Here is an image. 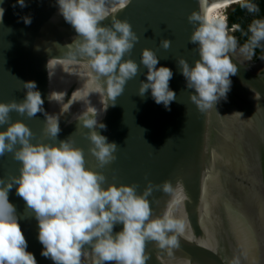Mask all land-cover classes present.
<instances>
[{"label":"water","instance_id":"water-1","mask_svg":"<svg viewBox=\"0 0 264 264\" xmlns=\"http://www.w3.org/2000/svg\"><path fill=\"white\" fill-rule=\"evenodd\" d=\"M246 1L204 0L202 6L200 0H132L125 9L113 13L127 20L139 36L130 55L123 59H132L140 67L139 75L127 81L116 105L111 106L113 101L104 89H95L86 59L78 57L81 60L73 62L66 58V46L77 33L59 14L57 0H25L27 7L23 8L17 0H0L4 9L0 22V102H23L28 91L24 82L35 81L45 111L59 118L61 131L57 141L50 140L43 131V113L29 118L13 111L11 123L21 120L27 124L34 133L33 144H58L71 136L75 146L84 150L86 167L106 176L103 187L136 184L137 193L142 194L149 180L154 184L170 180L173 186L177 180L183 181L175 196L178 204L162 190L148 198L152 219L171 212L184 219L187 228L179 238L180 248L171 254L158 249L156 242H147V264H264V54L241 53L237 28H228L238 41L236 52L231 54L238 71L230 76L226 97L203 113L192 102L194 90L187 88L176 63L183 57L194 66L199 59L195 51L198 45L189 43L194 25L188 16L193 11L203 7L211 18L216 8L228 2L233 8ZM23 17H30L31 24H25ZM110 25L111 16L101 22V26ZM162 39L171 40L169 49L161 46ZM145 48L159 57L157 68L169 67L174 73L170 88L176 101L171 110L157 104L151 90L144 98L138 95L140 82L147 81L148 70L140 63ZM105 81L102 78L106 89ZM52 92L55 95L50 101ZM85 113L106 124L107 130L96 131L119 146L116 161L103 169L89 152L91 142L84 133L90 130L73 120ZM8 126H0V131ZM21 167L12 153H5L0 157V178L19 176ZM17 187L14 185L8 195L26 237L27 251L34 254L37 264H54L41 255L39 223L26 210ZM122 229L123 224H117L114 234ZM95 259L86 246L81 264H95Z\"/></svg>","mask_w":264,"mask_h":264},{"label":"clouds","instance_id":"clouds-1","mask_svg":"<svg viewBox=\"0 0 264 264\" xmlns=\"http://www.w3.org/2000/svg\"><path fill=\"white\" fill-rule=\"evenodd\" d=\"M17 2L21 8L27 7L25 0ZM131 2L57 0L59 14L77 33L73 42L66 46V58L73 62L81 60L78 57L86 59L95 89H104L113 101L111 106L116 105L115 100L124 92L127 81L139 75L140 65L132 59H123L130 55L139 36L127 20L113 14ZM200 3L203 6L204 0ZM245 6L250 11L255 10L251 4ZM3 15L4 9L0 8V22ZM110 16L111 25L101 26ZM23 21L31 24L30 17H23ZM188 22L194 25L189 43L198 45L195 51L199 59L194 66L183 57L176 63L187 88L194 90L195 94L190 96L192 102L203 113L216 106L230 90V76L238 71L231 55L236 52L238 41L229 34L231 27L227 16L210 18L202 7L188 16ZM249 31L250 43L240 46L239 50L250 56L251 49L264 42V20L253 21ZM160 43L165 50L171 47L170 39H162ZM140 63L148 71L147 81L140 82L138 95L144 98L151 90L154 101L171 110V103L176 101V93L170 88L172 69L157 68L159 57L150 48L143 49ZM102 78H106V89ZM24 88L28 91L23 102H0V126L9 125L6 131H0V157L12 153L13 159L22 164L19 176L0 178V264H37L34 254L27 251V240L16 208L9 201L8 194L14 185H18L16 193L26 202V210H30L39 223L41 255L54 264H81L82 250L86 246L95 256V264H147L150 256L146 254V244L149 241L156 242L158 249L169 254L179 249L186 221L171 212L152 219L148 198L154 191L162 190L178 204L175 196L183 187V181L177 180L173 186L170 180L162 184L149 180L142 194L137 193L136 184L117 186L112 183L103 187L106 176L86 167L84 150L75 146L71 136L58 144H33L34 133L27 124L21 120L11 123L13 111L29 118L43 113L46 118L44 134L52 141L58 140L59 118L45 111L36 82H24ZM54 95L53 92L49 95L50 101ZM73 120L90 130L84 136L91 142L89 152L100 169L116 161L119 146L96 131L97 128L107 130L106 124L99 122L96 115L87 113ZM117 224H123V229L114 234Z\"/></svg>","mask_w":264,"mask_h":264},{"label":"trees","instance_id":"trees-1","mask_svg":"<svg viewBox=\"0 0 264 264\" xmlns=\"http://www.w3.org/2000/svg\"><path fill=\"white\" fill-rule=\"evenodd\" d=\"M251 4L254 6V11H250L245 5ZM231 8V9H230ZM230 12L227 15L229 27L237 26V35L240 37L241 45L250 43L251 32L249 26L256 20H264V0H248L235 7H230ZM251 51L256 57L264 54V42L254 46Z\"/></svg>","mask_w":264,"mask_h":264},{"label":"bare ground","instance_id":"bare-ground-1","mask_svg":"<svg viewBox=\"0 0 264 264\" xmlns=\"http://www.w3.org/2000/svg\"><path fill=\"white\" fill-rule=\"evenodd\" d=\"M230 5H231V2H228V3L224 4V5L216 8L214 17H217V18L218 17H224L225 18L226 11L230 8L229 7Z\"/></svg>","mask_w":264,"mask_h":264},{"label":"rangeland","instance_id":"rangeland-1","mask_svg":"<svg viewBox=\"0 0 264 264\" xmlns=\"http://www.w3.org/2000/svg\"><path fill=\"white\" fill-rule=\"evenodd\" d=\"M231 6H233V5L231 4L229 7H231ZM229 12H230V9H228V10L226 11L225 18H226V16L228 15ZM235 30L237 31L238 29H235Z\"/></svg>","mask_w":264,"mask_h":264},{"label":"snow or ice","instance_id":"snow-or-ice-1","mask_svg":"<svg viewBox=\"0 0 264 264\" xmlns=\"http://www.w3.org/2000/svg\"><path fill=\"white\" fill-rule=\"evenodd\" d=\"M58 99H59V97H58Z\"/></svg>","mask_w":264,"mask_h":264}]
</instances>
